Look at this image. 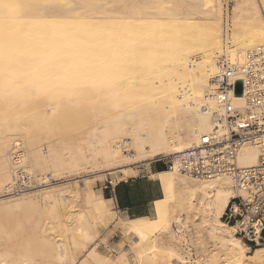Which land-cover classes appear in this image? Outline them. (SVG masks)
Segmentation results:
<instances>
[{"label": "bare ground", "instance_id": "6f19581e", "mask_svg": "<svg viewBox=\"0 0 264 264\" xmlns=\"http://www.w3.org/2000/svg\"><path fill=\"white\" fill-rule=\"evenodd\" d=\"M228 1L0 0V264H74L77 249L87 250L80 264H264V246H246L223 219L245 193L227 177L179 172L222 112L210 95L223 65L264 49V0H232L225 14ZM233 104L246 112L242 90ZM259 155L246 145L237 163L255 167ZM160 158L171 168L156 176L154 219L122 217L81 177L59 188L89 165L114 180ZM18 168L34 188L7 196ZM77 200L79 213L68 208ZM115 222L128 248L88 250ZM189 222L216 243L209 259L192 263L160 242L183 249Z\"/></svg>", "mask_w": 264, "mask_h": 264}, {"label": "built area", "instance_id": "2783aa9c", "mask_svg": "<svg viewBox=\"0 0 264 264\" xmlns=\"http://www.w3.org/2000/svg\"><path fill=\"white\" fill-rule=\"evenodd\" d=\"M214 84L216 90L210 97L218 101L222 112L214 118L213 131L200 138L193 149L194 156L182 159L179 172L197 180L227 177L245 193L231 199L223 219L235 226L236 236L253 249L264 246V49H255L233 64H224ZM238 90L245 95L246 112L233 104ZM246 145L260 150L255 167L241 168L237 163L238 153ZM14 160L19 165L16 155ZM159 160L171 168L170 158ZM19 169L7 196L34 188L33 178ZM48 181L52 184L56 179L49 177ZM113 186L108 182L105 189Z\"/></svg>", "mask_w": 264, "mask_h": 264}, {"label": "rangeland", "instance_id": "374dc122", "mask_svg": "<svg viewBox=\"0 0 264 264\" xmlns=\"http://www.w3.org/2000/svg\"><path fill=\"white\" fill-rule=\"evenodd\" d=\"M228 5H225L224 7V13L227 14L229 11H231L233 6V1L229 0L227 2ZM229 10V11H228ZM44 152H47V149L45 146H43ZM145 163H140L139 165H130L125 167V177H116V179H105L103 177V174L105 173V170L102 168H99L98 166H86L85 168L80 169V171H74L72 173L65 174V178L62 179V181H65L61 183L59 188H70L73 187L74 179H77L78 177H81L86 180L87 183H89L94 190L95 193L103 195L102 191H108L105 189L107 183L115 184L116 182L120 181L121 179H126L130 175H135L137 173V167L140 165H143ZM49 173V172H48ZM120 174V173H119ZM124 175V174H123ZM69 180V181H68ZM72 181V182H71ZM113 181V182H112ZM64 184V185H63ZM63 185V186H62ZM104 196V195H103ZM5 202V201H4ZM61 202L66 205V202L64 199H61ZM79 201L71 203L68 207L70 210L77 209L79 213L81 211V208L78 205ZM73 204V205H72ZM78 205V206H77ZM80 209V210H79ZM177 228L178 225L174 224ZM115 229H120L123 233V236L110 238V235L114 233ZM184 230V242L181 243V249L177 246L176 242H172L166 235L161 236L160 242L166 244L167 246H172L175 249L179 250L180 254L186 259L192 263L199 261L202 259H209L213 251L217 248V245L215 242H213L209 236L208 233L201 227H196L193 223L189 222L187 223V228H182ZM131 243V239H129L127 233L123 230L122 226L119 225L118 222L112 223L105 227L104 229H100L98 232V235L95 238V241L92 245H90L87 249L91 250L95 247L99 249L100 252L109 255L112 258H115L121 249L128 248L129 244ZM179 248V249H178ZM189 251V255L185 252ZM73 254L75 256L74 264H80L79 261L81 259L83 260L87 255V250H73ZM80 255V256H79ZM171 264H179L178 260L173 258L171 261Z\"/></svg>", "mask_w": 264, "mask_h": 264}, {"label": "crops", "instance_id": "0c3cea01", "mask_svg": "<svg viewBox=\"0 0 264 264\" xmlns=\"http://www.w3.org/2000/svg\"><path fill=\"white\" fill-rule=\"evenodd\" d=\"M137 173L116 182L108 191H102L107 200L113 202L115 211L124 218L154 219L157 213V203L163 199L160 182L156 178L167 171L168 167L159 159L138 166ZM123 236L120 229H115L110 238Z\"/></svg>", "mask_w": 264, "mask_h": 264}, {"label": "trees", "instance_id": "16d2710c", "mask_svg": "<svg viewBox=\"0 0 264 264\" xmlns=\"http://www.w3.org/2000/svg\"><path fill=\"white\" fill-rule=\"evenodd\" d=\"M168 170V169H167ZM105 196H106V198H108V194L106 193L105 194ZM243 242V241H242ZM244 243V242H243ZM246 246H248L246 243H244ZM249 247V246H248ZM253 249H255V248H253Z\"/></svg>", "mask_w": 264, "mask_h": 264}, {"label": "water", "instance_id": "95a60500", "mask_svg": "<svg viewBox=\"0 0 264 264\" xmlns=\"http://www.w3.org/2000/svg\"><path fill=\"white\" fill-rule=\"evenodd\" d=\"M240 94V93H239Z\"/></svg>", "mask_w": 264, "mask_h": 264}]
</instances>
